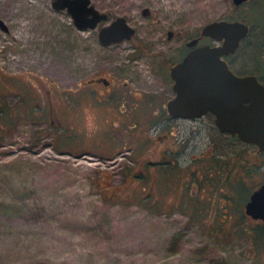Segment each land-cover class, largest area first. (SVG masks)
I'll use <instances>...</instances> for the list:
<instances>
[{
	"label": "rangeland",
	"instance_id": "obj_1",
	"mask_svg": "<svg viewBox=\"0 0 264 264\" xmlns=\"http://www.w3.org/2000/svg\"><path fill=\"white\" fill-rule=\"evenodd\" d=\"M92 2L129 18L142 36L157 19L144 17V8L190 27L191 37L212 7L225 5ZM0 18L8 26L0 27V264H264V228L245 215L264 183L255 148L224 134L212 117L187 120L188 155L176 169L157 170L137 158L159 147L148 138L151 99L130 100L137 108L127 124L135 126L117 132L102 128L110 108L86 106L91 92L82 86L96 74L143 89L160 84L156 52L103 45L97 28L80 30L53 0H0Z\"/></svg>",
	"mask_w": 264,
	"mask_h": 264
},
{
	"label": "flooded vegetation",
	"instance_id": "obj_2",
	"mask_svg": "<svg viewBox=\"0 0 264 264\" xmlns=\"http://www.w3.org/2000/svg\"><path fill=\"white\" fill-rule=\"evenodd\" d=\"M222 1L225 5L217 6L216 9L212 7L204 27L200 32L195 33V35L191 37L190 27L189 29L184 27L183 29L177 28V23L173 20L171 21L170 18L166 20V23L157 16V11L150 8H144L141 11L144 17H157V19L154 20L155 28H150L147 36H142L139 29L133 26L131 20L123 16L127 19L129 25L136 29V32L131 38L113 45L130 43L134 49L138 50L140 48L139 50L147 55L156 52L159 61L163 65V73L155 78L160 84L157 83L158 85L143 89L133 85V81L127 82L121 80V77L115 79L96 74L95 78L85 81L82 86L83 91L91 92V96L88 95L90 100H88L86 106L90 104V107L93 109H95V106H104V108H110V111H112L113 116L110 114L112 120L108 119L104 127H102L104 131L106 129L108 132H117L118 129H115L116 127H120L123 123L127 124L133 121L129 119L128 116L133 113L132 111L137 107L131 104L129 105L128 103L130 100L138 105L147 101V99H151L149 102L151 103L150 110L155 114L152 113V119L148 124L149 133H152V136L149 135L148 138L152 142L151 145L159 144V147L155 149L151 148L147 151L145 150V144V147L141 151L143 152L145 150L147 153H145L144 156L141 154L137 158L138 160L144 159L143 161L152 162L153 165H156L157 170H160V168L161 170H166L169 166L176 169L179 166L177 159L185 158L188 155V144L187 139H185L186 134L184 133V123L187 120L198 121L204 117H212L216 124V115L212 112L198 117V119L173 117L169 113L168 103L177 96L175 88L176 81L173 78L172 69L176 64L184 62V58L190 52L201 46H209L210 48L226 47L231 40L239 38L237 48L234 50L228 48L227 50L230 49L229 52L222 54L220 59L226 61L229 69L238 77L254 76L259 81L260 85L264 87V0H243L238 3L235 0ZM107 13L109 15V20L99 23L97 27L99 34L100 29L105 24L114 22L116 17H118L117 15H112L111 12L107 11ZM243 24L247 25L246 33H241L244 29ZM206 27L207 30L204 34ZM150 34H153V36ZM191 42L194 44L191 45ZM155 46H160L159 49H156L158 51L154 50ZM138 84H140V82ZM100 86L105 89V93L100 94L98 92ZM93 88L97 90L96 96H93ZM137 94L142 95L141 99H137ZM71 103L72 104L69 105L68 108L69 110L74 109V105L76 104L75 102ZM83 104L85 105L84 102ZM153 105L155 107H152ZM125 116L127 117L123 119ZM128 127L133 129L131 125H128ZM96 129L94 131L91 130L92 136L97 132ZM223 133L229 134L230 137L242 141L238 134ZM243 143H245L247 147L255 148L258 156L264 157V150H261L258 144H249L245 141ZM212 147L213 145H211L209 149ZM198 156L199 155H195V157ZM198 159H201V154ZM188 165H190V163H188L187 166ZM182 166L185 167V165ZM200 168H202V164ZM189 180L190 178L188 181ZM189 183L191 182L189 181ZM248 216L253 218L251 215ZM254 220L264 228V221L261 218Z\"/></svg>",
	"mask_w": 264,
	"mask_h": 264
},
{
	"label": "water",
	"instance_id": "obj_3",
	"mask_svg": "<svg viewBox=\"0 0 264 264\" xmlns=\"http://www.w3.org/2000/svg\"><path fill=\"white\" fill-rule=\"evenodd\" d=\"M53 6L71 13L80 30H93L109 20L108 13L92 0H53ZM243 26L241 33H246L247 25ZM0 27L8 30L1 18ZM206 30L207 27L204 34ZM135 32L126 18L118 16L100 29L99 38L103 45L110 46L131 38ZM238 42L239 38H235L222 48L198 47L173 67L177 96L168 103L169 113L173 117L198 119L212 112L220 131L238 134L243 142L258 144L264 150V87L254 76L238 77L220 59L229 52L228 48L236 49ZM245 214L264 221V184L250 195Z\"/></svg>",
	"mask_w": 264,
	"mask_h": 264
},
{
	"label": "bare ground",
	"instance_id": "obj_4",
	"mask_svg": "<svg viewBox=\"0 0 264 264\" xmlns=\"http://www.w3.org/2000/svg\"><path fill=\"white\" fill-rule=\"evenodd\" d=\"M17 12H19V10L17 9L16 10ZM20 22V24H22V22L21 21H19ZM23 26H25L26 24H22ZM26 31L28 32V30H27V28L25 29V30H23V32L21 33L23 36H24V34L26 35Z\"/></svg>",
	"mask_w": 264,
	"mask_h": 264
},
{
	"label": "trees",
	"instance_id": "obj_5",
	"mask_svg": "<svg viewBox=\"0 0 264 264\" xmlns=\"http://www.w3.org/2000/svg\"><path fill=\"white\" fill-rule=\"evenodd\" d=\"M260 185H257V187H259ZM257 187H255V189H257Z\"/></svg>",
	"mask_w": 264,
	"mask_h": 264
}]
</instances>
